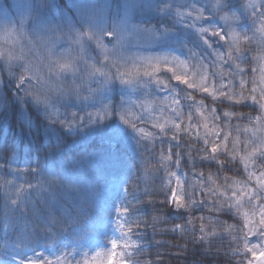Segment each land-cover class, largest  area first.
I'll return each instance as SVG.
<instances>
[{
    "label": "snow or ice",
    "instance_id": "1",
    "mask_svg": "<svg viewBox=\"0 0 264 264\" xmlns=\"http://www.w3.org/2000/svg\"><path fill=\"white\" fill-rule=\"evenodd\" d=\"M11 7L0 13V264H96L85 222L121 233L115 264L264 252V0ZM168 235L177 242L156 238Z\"/></svg>",
    "mask_w": 264,
    "mask_h": 264
},
{
    "label": "trees",
    "instance_id": "2",
    "mask_svg": "<svg viewBox=\"0 0 264 264\" xmlns=\"http://www.w3.org/2000/svg\"><path fill=\"white\" fill-rule=\"evenodd\" d=\"M5 4L9 5V0H3ZM12 8V7H11ZM10 11H12L13 13H15L12 9H10ZM9 123L11 124V121H9ZM13 136V133L11 131L8 132V137L9 139H11V137ZM44 143H46V141H44ZM98 143V142H97ZM0 147H3V142L0 141ZM37 153L33 154V158H36ZM39 155L42 158V152L39 153ZM95 167L97 168L98 174L102 177H106L109 181L115 182L119 177H118V173H117V169L114 168L110 163H108L106 160H102L99 161ZM109 187H111V184L109 185ZM2 195V194H0ZM135 203V201H133ZM149 212V208L148 206H143L139 209V214H147ZM199 214V213H197ZM84 229V234L86 236V239L84 240V244L86 249L89 252V259H90V254L92 252V250L101 244H109L110 243V239L108 238H113L116 239L118 241V246L115 250H113L116 255L113 256V259L111 261V264H115V261L117 259H121L124 260L126 259L125 256L122 255V249L121 246L123 241L120 239L121 233L115 230H108L107 231V237H105L104 233H105V229L103 228V226L96 224V225H91L88 222H85L84 225L82 226ZM133 239H135V235H133L132 237ZM157 239H163L165 241L167 240H171L173 244H175L177 242V238L172 236V235H168V236H157ZM148 240H151V232L149 231L148 233ZM5 241V229H4V223H3V217L0 216V255H2L3 253V244ZM181 243H183V241H180ZM191 247V246H190ZM225 247H227V244H225ZM38 251H43L45 255H51V253L47 250V249H38ZM162 252L165 253L166 257L168 253H174L177 251V249L175 247L173 248H167L165 247L164 249H161ZM29 255H31V253H29ZM248 255L249 260H245V264H249V262L252 261V258L248 253L245 254ZM244 255L237 257L236 259H240L242 258ZM142 260H153L154 261V257L153 256H147V257H141ZM164 264H180L179 260H177L175 257H173L171 260L165 258L164 260ZM219 264H225V257L223 255V253H221V256L219 257Z\"/></svg>",
    "mask_w": 264,
    "mask_h": 264
},
{
    "label": "rangeland",
    "instance_id": "3",
    "mask_svg": "<svg viewBox=\"0 0 264 264\" xmlns=\"http://www.w3.org/2000/svg\"><path fill=\"white\" fill-rule=\"evenodd\" d=\"M28 0H9V5L12 6V10L14 12H16V5L17 4H23V3H27ZM4 6H5V3L3 0H0V13H2L4 11ZM10 11V10H9ZM11 13H13L12 11H10ZM14 14V13H13ZM255 243V241H253ZM110 251H113L112 250V246H111V243L109 244H101L97 247H95L91 254H90V259L95 255L96 252H100L101 255L99 257L96 258V264H108V261H107V253L110 252ZM262 251L260 250L259 246L257 248V250L254 252V253H248L251 257H255L257 255H259ZM249 256L248 255H244L242 258H240L239 260H242L243 261V264H245V260H249L248 258Z\"/></svg>",
    "mask_w": 264,
    "mask_h": 264
},
{
    "label": "water",
    "instance_id": "4",
    "mask_svg": "<svg viewBox=\"0 0 264 264\" xmlns=\"http://www.w3.org/2000/svg\"><path fill=\"white\" fill-rule=\"evenodd\" d=\"M251 264H264V252L252 258Z\"/></svg>",
    "mask_w": 264,
    "mask_h": 264
},
{
    "label": "clouds",
    "instance_id": "5",
    "mask_svg": "<svg viewBox=\"0 0 264 264\" xmlns=\"http://www.w3.org/2000/svg\"><path fill=\"white\" fill-rule=\"evenodd\" d=\"M2 47L4 48V49H8L9 47H11L10 45H8L7 43H4L3 45H2ZM7 58V56L5 55V59Z\"/></svg>",
    "mask_w": 264,
    "mask_h": 264
}]
</instances>
